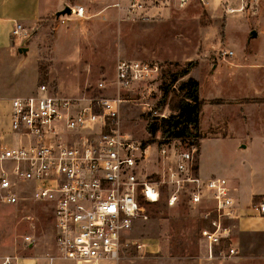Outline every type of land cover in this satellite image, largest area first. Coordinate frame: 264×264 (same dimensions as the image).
Here are the masks:
<instances>
[{"label": "rangeland", "instance_id": "rangeland-1", "mask_svg": "<svg viewBox=\"0 0 264 264\" xmlns=\"http://www.w3.org/2000/svg\"><path fill=\"white\" fill-rule=\"evenodd\" d=\"M58 3L62 8L82 3L89 17L67 15L63 16L66 23H62L54 12L31 30L28 38L14 42L28 50L20 52L15 47V56L6 60V68L0 71L5 81L0 88L9 90L0 94V130L9 129L8 100L35 93L40 84H46L60 95L82 103L95 96L121 95L124 101L116 128L143 141L148 137L149 112L166 89L193 77L204 99L201 130L205 138L196 154L200 175L229 180L235 176L245 184L248 179L256 182L254 185L262 181L264 149L254 133H249L252 140L242 130L252 119L264 124V110L248 116L235 107V101L223 107V96H240L238 103L244 105L264 102V0H245L243 6L240 0H230L231 7L242 9L229 13L224 12V7L223 11L218 8L222 0H214L210 8L193 3L136 20L107 7L106 0ZM253 30L257 31L256 37L251 35ZM226 51L234 53L227 55ZM125 59L157 62L161 73L150 82L118 91L110 82L115 79L118 62ZM183 70L189 73L179 75ZM176 75L178 80L172 85ZM100 81H106L107 87L100 88ZM161 111L170 113L168 106ZM240 138L249 145L246 150L238 149ZM151 145L152 156L144 161V171L148 173L161 171L158 168L163 165L156 161L157 142ZM169 146L176 151L191 147L182 140H173ZM252 169L259 171L257 176ZM148 215L147 220H137L131 232L132 240L145 242L147 251L130 247L119 264H233L231 258L207 255L200 212L185 199L178 206L168 207L163 196L149 207ZM25 235H33L34 242L27 243ZM232 238L224 244L235 247ZM247 243L241 244L240 254L235 247L239 255L252 251V243L264 249V237ZM6 255L39 258L42 264L47 262L44 257H58L46 205L33 201L0 205V257ZM68 263L73 264L62 260L54 264Z\"/></svg>", "mask_w": 264, "mask_h": 264}, {"label": "built area", "instance_id": "built-area-1", "mask_svg": "<svg viewBox=\"0 0 264 264\" xmlns=\"http://www.w3.org/2000/svg\"><path fill=\"white\" fill-rule=\"evenodd\" d=\"M213 2L106 0V5L136 20L193 3L210 8ZM240 2L243 6L245 0ZM66 6L71 9L70 15L89 17L82 3ZM241 6L233 8L230 0H222L218 8L223 11L224 7L229 13ZM63 16L57 19L66 23ZM30 35L22 23H14L15 43ZM160 73L157 62L120 60L110 85L118 91L131 89ZM98 86L106 88V81ZM123 101L118 94L95 96L82 103L46 84H40L35 93L9 99V129L0 130V205L16 206L25 201L44 204L59 257L76 264H119L130 247L147 251L146 243L132 240L131 232L137 220L148 219L150 206L163 196L168 207L178 206L185 199L200 212L207 255L235 257L237 249L224 244L231 238L232 221L239 217L232 183L225 177L200 175L195 145L176 151L169 144L157 143L156 161L163 164L158 168L162 170L144 171L152 145L144 146L143 141L116 128ZM151 112L159 117L169 114L154 109ZM253 209L264 215V195ZM34 239L33 235L24 236L27 243ZM16 257L6 255L3 264H12ZM48 259L52 261L54 256Z\"/></svg>", "mask_w": 264, "mask_h": 264}, {"label": "crops", "instance_id": "crops-1", "mask_svg": "<svg viewBox=\"0 0 264 264\" xmlns=\"http://www.w3.org/2000/svg\"><path fill=\"white\" fill-rule=\"evenodd\" d=\"M64 8V7H63ZM62 9L58 0H0V71L6 68V60L12 59L15 56V47L18 51L26 52L28 47H21V45L14 44L12 38V30L15 22L22 23L29 31L35 29L45 18L52 13ZM24 48H27L24 50ZM21 52V51H20ZM3 76L0 77V85H4ZM6 88H0V94L8 93ZM226 103L223 107H230L231 103L235 101V107L246 112L248 116L253 117L258 115L259 111L264 110V102L239 104L240 96H223ZM242 132L254 133V137L259 142L260 147L264 149V124H259L252 119V122L245 126ZM253 140V137L251 138ZM244 139L240 138L238 149L246 150L249 145L242 143ZM198 170L200 173V163H198ZM253 175L259 173L257 169H252ZM213 176V175H212ZM257 176V175H256ZM261 182L250 183L249 179L242 183L237 177L229 181L233 186V193L238 202L239 217L232 221L231 233L234 238L233 244L239 250L242 245H247V240L260 239L264 237V215H259L253 209V204L264 195V175L261 177ZM243 204V205H242ZM231 237V238H232ZM232 238V239H233ZM252 251L242 252L237 257L231 258L230 262L233 264H264V249H260L259 243H252ZM258 245V246H256ZM4 257H0V264H3ZM47 262L44 264H54L56 260H62L63 263L75 262L62 258L54 257L50 261L44 257ZM12 264H42L39 258L18 256L13 260ZM69 264V263H68Z\"/></svg>", "mask_w": 264, "mask_h": 264}, {"label": "trees", "instance_id": "trees-1", "mask_svg": "<svg viewBox=\"0 0 264 264\" xmlns=\"http://www.w3.org/2000/svg\"><path fill=\"white\" fill-rule=\"evenodd\" d=\"M188 73L189 70H183L179 75L184 76ZM178 76H175L172 85L178 80ZM203 105L204 99L200 96V84L195 78L189 77L173 88L170 86L154 108V110L161 111L164 106H168L170 113L166 117H159L149 112L146 125L148 137L143 140L144 146L155 142L162 146L170 144L173 140H182L191 146L200 147L201 141L205 138L201 130Z\"/></svg>", "mask_w": 264, "mask_h": 264}, {"label": "water", "instance_id": "water-1", "mask_svg": "<svg viewBox=\"0 0 264 264\" xmlns=\"http://www.w3.org/2000/svg\"><path fill=\"white\" fill-rule=\"evenodd\" d=\"M66 14H68V15L71 14V9H70L69 6H66V7L62 8L61 10L57 11V12H56V17L59 18L60 16H63V15H66ZM251 35H252L253 37H256V36H257V31H256V30H253V31L251 32ZM26 49H27V48H24V50H26ZM20 51L22 52L23 50L20 49Z\"/></svg>", "mask_w": 264, "mask_h": 264}]
</instances>
